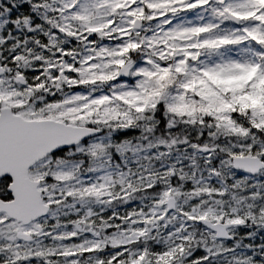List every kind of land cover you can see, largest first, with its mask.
Returning <instances> with one entry per match:
<instances>
[{
	"label": "snow or ice",
	"instance_id": "1",
	"mask_svg": "<svg viewBox=\"0 0 264 264\" xmlns=\"http://www.w3.org/2000/svg\"><path fill=\"white\" fill-rule=\"evenodd\" d=\"M0 264H264V0H0Z\"/></svg>",
	"mask_w": 264,
	"mask_h": 264
}]
</instances>
